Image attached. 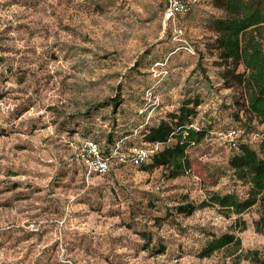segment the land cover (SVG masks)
<instances>
[{
    "label": "rangeland",
    "instance_id": "1",
    "mask_svg": "<svg viewBox=\"0 0 264 264\" xmlns=\"http://www.w3.org/2000/svg\"><path fill=\"white\" fill-rule=\"evenodd\" d=\"M165 5L0 0V264H260L246 258L264 256L255 208L240 217L239 249L208 257L201 250L236 217L211 205L189 216L175 211L212 193L245 198L228 167L234 151L226 133L257 148L264 124L233 117V91L206 49L210 21L221 16L212 0L178 19L196 55L164 26ZM189 89L201 97L196 124L212 130L187 148L190 171L168 179L148 169L151 158L132 166L130 149L149 147L144 129L166 120ZM85 139L104 151L118 145L108 174L86 176L76 160Z\"/></svg>",
    "mask_w": 264,
    "mask_h": 264
},
{
    "label": "trees",
    "instance_id": "2",
    "mask_svg": "<svg viewBox=\"0 0 264 264\" xmlns=\"http://www.w3.org/2000/svg\"><path fill=\"white\" fill-rule=\"evenodd\" d=\"M200 2L201 0L195 7ZM212 7L220 11L221 16L210 21L209 27L213 36L206 49L214 56V66L223 87L233 91L230 96V106L237 110L233 117L239 122H244V125L254 121L262 125L264 124V0H212ZM204 79L208 78L204 76ZM193 92L194 90L190 89L183 91L182 100L175 112L168 114L166 120L160 121L156 126L144 129V142L149 146L158 145V149L150 156L148 169L161 168L168 179H176L190 171L191 162L187 148L212 134V130L204 129L195 122L201 97L199 94L192 95ZM107 105L108 102H104L98 107ZM110 105L115 109L118 106L117 98L111 99ZM238 111L244 114L243 119L239 118ZM194 124L197 125V129L191 127ZM2 135L3 132L0 131V137ZM231 149L234 153L228 158V167L236 182L246 187L245 198L240 199L234 193L222 195L212 193L208 196V200L202 201L198 206L181 203L175 207L177 214L189 216L196 209L211 205L226 218L236 217L230 226L231 230L213 236L201 250L200 257H208L222 250L239 249L240 240L235 233L243 231L246 227L245 221L240 217L252 208L256 209L258 216L254 221L255 231L258 233L264 231V132L261 133L257 148H252L247 143H240L236 139L235 147ZM163 251L164 248H161L157 253ZM247 255H251L253 261L264 264V256L260 257L258 252H247L246 258Z\"/></svg>",
    "mask_w": 264,
    "mask_h": 264
},
{
    "label": "built area",
    "instance_id": "3",
    "mask_svg": "<svg viewBox=\"0 0 264 264\" xmlns=\"http://www.w3.org/2000/svg\"><path fill=\"white\" fill-rule=\"evenodd\" d=\"M200 0H166V6L163 12L164 26H171L173 40L182 43V48L191 55H195L194 48L184 40V28L178 23V18L184 14L189 13ZM167 71H162L163 76L167 75ZM148 97H152L151 90L146 91ZM197 129V125L191 126ZM234 131H228L226 136L231 141V147H235ZM118 145L112 150L105 152L100 145L91 139H85L81 142L79 152L76 160L82 164L85 169L86 176L91 175H105L110 171L112 160L117 156ZM158 149V145L149 147H133L130 149L128 162L134 166L139 167L146 163L150 156ZM126 160L124 155L119 156V161Z\"/></svg>",
    "mask_w": 264,
    "mask_h": 264
}]
</instances>
